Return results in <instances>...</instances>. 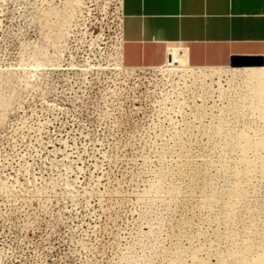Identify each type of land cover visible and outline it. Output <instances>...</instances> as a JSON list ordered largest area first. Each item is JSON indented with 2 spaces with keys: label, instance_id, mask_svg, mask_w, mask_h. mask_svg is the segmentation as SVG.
Instances as JSON below:
<instances>
[{
  "label": "rangeland",
  "instance_id": "1",
  "mask_svg": "<svg viewBox=\"0 0 264 264\" xmlns=\"http://www.w3.org/2000/svg\"><path fill=\"white\" fill-rule=\"evenodd\" d=\"M119 9V0H0V264L264 258L255 84L243 70L205 69L225 87L222 141L102 136L95 63L120 58Z\"/></svg>",
  "mask_w": 264,
  "mask_h": 264
},
{
  "label": "built area",
  "instance_id": "2",
  "mask_svg": "<svg viewBox=\"0 0 264 264\" xmlns=\"http://www.w3.org/2000/svg\"><path fill=\"white\" fill-rule=\"evenodd\" d=\"M117 27V44L122 42L121 12ZM181 45H169L167 58L158 67H126L117 58L98 60L96 70L102 75L105 89L97 92L96 110L106 119L112 139H153L165 141H222L219 126L224 120L226 100L208 90L192 69ZM197 73V72H196ZM216 128V132H214ZM221 129V128H220Z\"/></svg>",
  "mask_w": 264,
  "mask_h": 264
},
{
  "label": "crops",
  "instance_id": "3",
  "mask_svg": "<svg viewBox=\"0 0 264 264\" xmlns=\"http://www.w3.org/2000/svg\"><path fill=\"white\" fill-rule=\"evenodd\" d=\"M121 12L126 67L162 65L169 45L184 47L196 68L264 58V0H122Z\"/></svg>",
  "mask_w": 264,
  "mask_h": 264
},
{
  "label": "bare ground",
  "instance_id": "4",
  "mask_svg": "<svg viewBox=\"0 0 264 264\" xmlns=\"http://www.w3.org/2000/svg\"><path fill=\"white\" fill-rule=\"evenodd\" d=\"M120 44V43H119ZM121 50V46L119 48V51ZM117 58L119 60H121V58L116 57L114 58V60H117ZM112 64V63H111ZM109 64V67H118V63H116V65H111ZM97 67L95 69L96 70H100V69H104V68H109V67H105L103 65H99V66H95ZM100 67V68H98ZM226 68V67H225ZM230 71L234 70V71H240L243 70L244 72L249 74V79L251 80L252 83L255 84L254 87V93H255V101L258 102L260 105L264 104V67L263 68H252V69H233L231 67H227ZM206 68H199L198 70L196 69H192L193 73H195L202 84L205 85L206 88H208L209 92L213 91L215 94H219L218 97L219 99L224 100V94L223 91L225 90L224 86L219 87V85H214L212 83V81L208 80V71L205 70ZM197 72V73H196ZM262 117L264 118V108L261 111ZM262 145H258V148L262 147L264 144L260 143ZM247 150H251V146L250 144L247 145ZM262 149V148H261ZM246 264H264V258H258L256 259L253 263L247 262Z\"/></svg>",
  "mask_w": 264,
  "mask_h": 264
},
{
  "label": "water",
  "instance_id": "5",
  "mask_svg": "<svg viewBox=\"0 0 264 264\" xmlns=\"http://www.w3.org/2000/svg\"><path fill=\"white\" fill-rule=\"evenodd\" d=\"M230 67L233 69L263 68L264 58L257 56H235L231 60Z\"/></svg>",
  "mask_w": 264,
  "mask_h": 264
}]
</instances>
